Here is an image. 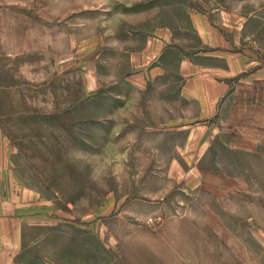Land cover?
I'll return each instance as SVG.
<instances>
[{
	"label": "rangeland",
	"instance_id": "obj_1",
	"mask_svg": "<svg viewBox=\"0 0 264 264\" xmlns=\"http://www.w3.org/2000/svg\"><path fill=\"white\" fill-rule=\"evenodd\" d=\"M134 4L0 0V128L17 174L49 201L39 211L55 223L31 227L21 259L264 264V149H239L226 129L204 155L181 152L190 109L173 106L174 79L114 97L126 89L111 75L121 58L107 45L94 51L91 36L101 20L103 35L116 29ZM100 49L105 87L83 99L77 57L94 62Z\"/></svg>",
	"mask_w": 264,
	"mask_h": 264
},
{
	"label": "crops",
	"instance_id": "obj_2",
	"mask_svg": "<svg viewBox=\"0 0 264 264\" xmlns=\"http://www.w3.org/2000/svg\"><path fill=\"white\" fill-rule=\"evenodd\" d=\"M141 1L133 0L136 4L127 8L134 12L117 16L119 25L107 35L102 20L99 29L94 23L93 50L107 45L121 58L113 62L111 75L126 89L114 97L126 98L128 89L143 94L174 79L173 106L182 102L193 108L182 128L186 142L181 152L204 155L226 129L235 133L230 140L241 141L239 149L250 151L251 143L264 149L263 0H237L233 7L207 6L202 0ZM85 41L83 36L76 43ZM99 51L91 63L86 56L77 57L83 99L105 87L99 81L103 49ZM15 152L0 128V264H32L21 259L32 244L27 237L31 227L55 223L39 211L49 201L17 174Z\"/></svg>",
	"mask_w": 264,
	"mask_h": 264
}]
</instances>
